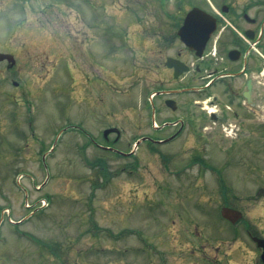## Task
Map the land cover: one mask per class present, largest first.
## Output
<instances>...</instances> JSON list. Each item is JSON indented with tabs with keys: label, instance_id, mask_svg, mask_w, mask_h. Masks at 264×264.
<instances>
[{
	"label": "rangeland",
	"instance_id": "374dc122",
	"mask_svg": "<svg viewBox=\"0 0 264 264\" xmlns=\"http://www.w3.org/2000/svg\"><path fill=\"white\" fill-rule=\"evenodd\" d=\"M208 2L3 0L0 51L17 62L13 70L0 64V209L8 208L14 221L30 217L15 227L5 215L0 264H176L174 258L186 251V244L174 238L184 221L177 216L182 207L191 210L198 203L236 206L264 236V74L255 79L259 143H245L249 131L233 146L232 140L216 136L205 148L206 165L188 167V133L163 148L166 155L176 152V161L167 164L150 154L145 163L143 145L125 158L96 149L90 140L96 125L109 126L96 115L103 121L109 113L111 127L125 133L117 146L133 151L131 142L151 134L156 91L202 85L190 75L171 82L168 70L159 71L157 65L179 52L189 64L198 60L177 31L191 8L210 10ZM92 70L99 81L81 79L92 77ZM190 91L176 98L181 117L205 106L197 103L207 97ZM143 108L148 110L145 122ZM143 123L150 126L147 131ZM224 135L235 136L231 131ZM177 172L189 176L178 182ZM187 184L205 191L189 197L163 192L187 189ZM41 199L49 206L31 214ZM165 207L172 213L165 216ZM45 242L53 246L51 252ZM254 257L255 252L243 253V259Z\"/></svg>",
	"mask_w": 264,
	"mask_h": 264
},
{
	"label": "flooded vegetation",
	"instance_id": "af4514ba",
	"mask_svg": "<svg viewBox=\"0 0 264 264\" xmlns=\"http://www.w3.org/2000/svg\"><path fill=\"white\" fill-rule=\"evenodd\" d=\"M1 3L3 0H0ZM209 9L217 19V28L205 47L203 58L189 64L182 60L179 52L175 58L182 60L186 69L184 67L176 68L175 64H168V58L165 64L157 65L159 71L168 70L172 76L171 82L181 81L190 75L192 82L197 79L202 82V85L199 88L192 86L191 89L165 88L154 93L153 97H157L156 101L160 100V106L156 104V101L151 103V134H143L130 145L135 147L137 142L142 140L137 150L142 145L146 149L147 154L143 157L145 163L149 156L150 159L162 160L164 164L176 161V152H168L171 155H166L163 148L175 146L185 133L190 134L192 139L190 144L189 140L186 142L187 149L192 150V155L187 157L188 167L189 165H206L207 155L205 153L207 149L205 150V148L213 142V138L216 139V136L223 135L225 138L222 141L232 140L231 146H233L243 138L240 137L242 133L249 131L250 136H245V143L251 147L253 144L259 143V136L255 135L259 123L255 120V114L249 109H245L244 104L254 107L255 102L259 101L256 97L258 91H256L257 80L255 79H258L259 74H264V53L263 57L259 56L260 48L264 47V0H220L214 1ZM191 54L195 56L193 52ZM0 64L10 70H13L16 65L12 67L11 63L6 60L0 61ZM96 66V64H91V69H96ZM91 72L92 77L83 78L80 75L81 79L99 81L100 78L96 73L93 70ZM16 84L18 85V82ZM188 89L192 93L203 94L207 100L197 103L205 104L203 108L198 109L199 111L190 110L191 113L187 117H181L178 115L181 108L176 98L182 94L181 92ZM208 104L215 108L208 109ZM147 117L148 110L143 108V122L147 120ZM99 118L97 114V121L109 126L98 129L99 125H96V130L90 138L92 146L102 152L112 153L119 157H134V151H126L117 146L119 142H123L125 133L124 130L120 131L111 127L113 126L110 123L112 115L106 114L103 121ZM193 119L197 121L196 124L193 123ZM82 128L81 126L77 127L80 132L85 133ZM148 128L150 126L143 123V131H147ZM227 131H231L235 136H225L224 133ZM113 134L116 137L111 138ZM129 144L130 142H128ZM153 154L156 156L154 157ZM147 155L149 156L147 157ZM184 174L185 172L182 174L177 172L173 175L178 177L176 180L179 182ZM185 176H189V173ZM190 181L193 183L192 180ZM189 188V185L187 189L168 188L163 192H177L184 197H189L193 191L200 192V195L205 191L203 188L192 190ZM156 196L158 197V195ZM40 208V206L34 208L31 213ZM182 209L177 216L178 219L184 218V221L179 222L182 231L175 230L174 238L180 244H186L187 252L182 249L183 256H180L179 252V257L174 258L176 264H242L243 262L247 264L250 261L252 262L249 264H264V247L260 244L264 240V236L259 232L255 223L245 219L242 209L226 204L215 207L202 206L199 203L191 210L188 206L182 207ZM196 212L202 216L197 217ZM169 213H172L171 210L165 207L164 215ZM213 213H216L220 220ZM5 215L8 217V223L15 227H18L30 216L23 215V218L14 221L11 218V211L8 208H2L0 209V227L6 223ZM187 233L190 237L187 236ZM196 241H200V244L198 245ZM248 241L252 242L254 250L249 248ZM43 244L51 252L50 249L53 246L46 242ZM247 250L255 252L254 259H243V253ZM193 256L195 259L191 258Z\"/></svg>",
	"mask_w": 264,
	"mask_h": 264
},
{
	"label": "water",
	"instance_id": "95a60500",
	"mask_svg": "<svg viewBox=\"0 0 264 264\" xmlns=\"http://www.w3.org/2000/svg\"><path fill=\"white\" fill-rule=\"evenodd\" d=\"M216 28V18L196 7L187 14L184 24L180 28L178 34L181 41L189 47L190 50L195 51L197 57H202L205 47ZM5 59L9 60L11 66L15 64V59L12 55L0 53V61ZM168 64H175L176 68H185L183 62L174 58H169ZM247 95L249 96V94ZM260 244L264 247V240H262Z\"/></svg>",
	"mask_w": 264,
	"mask_h": 264
},
{
	"label": "trees",
	"instance_id": "16d2710c",
	"mask_svg": "<svg viewBox=\"0 0 264 264\" xmlns=\"http://www.w3.org/2000/svg\"><path fill=\"white\" fill-rule=\"evenodd\" d=\"M263 194H264V190H263Z\"/></svg>",
	"mask_w": 264,
	"mask_h": 264
}]
</instances>
